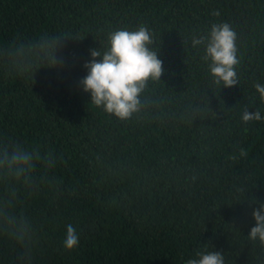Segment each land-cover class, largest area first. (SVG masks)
<instances>
[{"label":"trees","instance_id":"obj_1","mask_svg":"<svg viewBox=\"0 0 264 264\" xmlns=\"http://www.w3.org/2000/svg\"><path fill=\"white\" fill-rule=\"evenodd\" d=\"M222 23L240 61L227 88L206 43L192 45ZM140 26L163 74L121 121L80 82L91 50ZM257 82L264 0H0V154L18 146L35 164L27 179L0 170V264H185L203 251L264 264V243L248 237L264 204V119L241 120L264 116ZM4 217L27 224L22 239Z\"/></svg>","mask_w":264,"mask_h":264},{"label":"clouds","instance_id":"obj_2","mask_svg":"<svg viewBox=\"0 0 264 264\" xmlns=\"http://www.w3.org/2000/svg\"><path fill=\"white\" fill-rule=\"evenodd\" d=\"M219 15V13H213ZM236 33L227 23L213 24L207 38L193 37V47L206 43L205 56L209 63L213 82L224 87H232L238 83L236 66L239 64L235 44ZM153 39L146 26L135 31L125 29L114 31L108 38V47L103 53L91 50V61L84 65L87 76L80 82L83 91L91 94V103L102 108L108 114L121 121L130 119L140 110V95L148 80H158L163 74L162 62L155 51L150 49ZM100 58L97 61L96 58ZM256 93L264 101V84L254 85ZM264 116L257 110L249 113L247 109L241 115L244 123L259 121ZM35 167L33 154L18 146L9 152L7 149L0 154V170L6 176L16 180L27 179ZM255 226L251 228L249 239L264 243V204L252 213ZM10 225H15L23 233L27 224L21 221L18 225L14 219L4 217ZM80 243L77 229L71 223L66 226L63 247L66 251L75 250ZM185 264H225L224 255L220 252H197Z\"/></svg>","mask_w":264,"mask_h":264}]
</instances>
